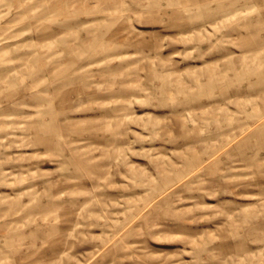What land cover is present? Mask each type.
<instances>
[{"label":"rangeland","instance_id":"obj_1","mask_svg":"<svg viewBox=\"0 0 264 264\" xmlns=\"http://www.w3.org/2000/svg\"><path fill=\"white\" fill-rule=\"evenodd\" d=\"M0 264H264V0H0Z\"/></svg>","mask_w":264,"mask_h":264}]
</instances>
